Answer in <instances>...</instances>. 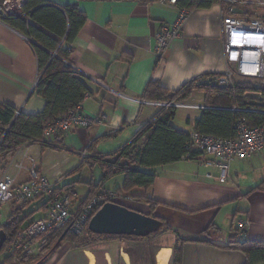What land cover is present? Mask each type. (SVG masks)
Listing matches in <instances>:
<instances>
[{
  "label": "crops",
  "instance_id": "obj_1",
  "mask_svg": "<svg viewBox=\"0 0 264 264\" xmlns=\"http://www.w3.org/2000/svg\"><path fill=\"white\" fill-rule=\"evenodd\" d=\"M59 7L77 4L87 21L73 42L69 63L83 78L91 97L83 102L85 113L107 115L102 123L75 127L52 139L53 147L28 142L15 154L0 158V180L12 177L28 180L32 168L57 180V187L74 182L79 202L97 184L102 171L93 163L82 164V154L117 153L163 107L160 101L144 98L147 84L158 81L169 91L206 75L226 69L220 1L210 7L188 11L181 35L170 41L164 54H155L158 33L171 27L181 8L168 0H47ZM66 46V45H65ZM38 61L30 41L0 20V101L19 112L35 114L46 100L35 92ZM205 95L196 88L187 100H177L172 125L183 132L196 130L202 116ZM98 141V142H95ZM1 143V137H0ZM200 159L146 169L157 177L146 195L157 202L153 216L170 227L147 237L99 235L93 242L64 240L43 264H246L245 252L230 243L264 242V149L257 155L234 160L226 181L220 171ZM208 158V157H207ZM80 170L79 169V166ZM212 175L209 177L208 175ZM123 175L111 178L107 189L122 186ZM45 201H11L0 205V227L20 209L30 215L22 226L47 213ZM123 203L150 214V206L139 199ZM248 221L242 239H237V223ZM211 224L214 228L205 231ZM21 226V227H22ZM182 249L180 260L175 248ZM1 263V262H0ZM264 264V262L258 263Z\"/></svg>",
  "mask_w": 264,
  "mask_h": 264
},
{
  "label": "trees",
  "instance_id": "obj_2",
  "mask_svg": "<svg viewBox=\"0 0 264 264\" xmlns=\"http://www.w3.org/2000/svg\"><path fill=\"white\" fill-rule=\"evenodd\" d=\"M220 0H178L177 4L191 11L194 8L210 7ZM1 20L15 30L22 33L30 41L39 66V78L35 92L46 100L45 108L35 114H25L7 103L0 101V158L13 155L28 142L40 143L43 147H53L52 141L44 138V129L54 123L69 109L83 103L84 96L89 89L83 78L69 64L73 53V42L87 21V16L77 4L57 6L47 0H27L22 14L1 15ZM66 45V46H65ZM53 53L56 56L53 57ZM210 75L203 76L208 77ZM196 79L183 85L175 91H169L158 81H150L144 91V98L152 101L168 102L171 100H187L194 90L198 88L205 95V104L211 106L245 105L247 102L240 97L242 90L225 89L208 83H201ZM175 107H162L152 121L144 125L135 136L112 157L93 153L82 159V164L93 163L101 168L102 175L97 184L90 183L88 194L81 199V209L99 192L109 191L106 183L117 175H123L122 186L116 193L132 199L144 200L153 212L157 206L152 198L146 195H137L136 188L149 189L155 182L157 175L146 169L178 162L186 159H200L201 153L187 149L190 134L178 130L172 125L175 118ZM245 116L252 125L264 124V115L252 112H233L225 109H204L202 116L196 122V130L201 133L214 134L230 138L235 136V123L238 118ZM98 142V141H95ZM79 166L80 167L82 166ZM57 190H75L74 182L57 187ZM41 199V198H37ZM48 207L47 201L42 198ZM123 204L122 202H118ZM127 206V205H126ZM129 207V206H128ZM101 207H96L93 215ZM132 208V207H130ZM134 209V208H132ZM136 210V209H134ZM138 211V210H137ZM141 212V211H140ZM30 215L22 216L20 209L15 210L0 227L7 234V241L0 253L5 252L6 246L16 236L18 230ZM91 217V218H92ZM156 217V216H154ZM163 222L160 230H169L170 227L164 219L156 217ZM70 222L54 229L46 237L43 247L38 255L28 256L22 253L7 255L0 264H43L66 240L79 241L82 245L93 242L94 236L87 227L85 235L77 238L71 231ZM211 224L205 231L214 228ZM153 234V233H152ZM63 236L62 240L60 238ZM125 236V235H123ZM135 237V236H132ZM232 246L242 249L246 256V264L264 262V242L234 241ZM182 249L175 248L177 260L181 258Z\"/></svg>",
  "mask_w": 264,
  "mask_h": 264
},
{
  "label": "built area",
  "instance_id": "obj_3",
  "mask_svg": "<svg viewBox=\"0 0 264 264\" xmlns=\"http://www.w3.org/2000/svg\"><path fill=\"white\" fill-rule=\"evenodd\" d=\"M177 3L178 0H168ZM27 0H0V16L22 14ZM225 6L222 13L223 46L226 69L220 74L200 79L225 89L242 90L240 97L247 104L232 106L197 105L200 109H225L233 112H252L264 115V14L254 15L257 9H264V0H220ZM188 11L182 9L171 27L164 26L158 33L154 51L161 57L169 43L181 35L183 22ZM1 20V17H0ZM39 78V77H38ZM91 97L88 92L84 101ZM82 104L69 109L54 123L44 129V138L52 141L58 133L65 134L75 127H90L102 123L107 115L93 117L84 112ZM163 107H178L177 100L160 103ZM20 113V112H18ZM187 149L201 153L206 157L204 163L219 169L220 181H226L231 163L236 159H245L261 153L264 149V124L252 125L247 117L242 116L235 123V136L230 138L214 134L190 132ZM86 156V153L82 154ZM208 157V158H207ZM186 159V157L184 158ZM212 177V175H208ZM44 198L48 203L45 216L32 220L22 226L16 236L6 246V254L22 253L28 256L38 255L46 237L56 228L70 224L72 233L81 238L85 235L93 211L108 202H122L132 198L120 195L113 190L101 191L81 209L75 208L79 195L75 190H57V180L43 175L32 168L28 180L17 183L10 176L0 180V205L11 201H31ZM248 221L237 223V239H242Z\"/></svg>",
  "mask_w": 264,
  "mask_h": 264
},
{
  "label": "water",
  "instance_id": "obj_4",
  "mask_svg": "<svg viewBox=\"0 0 264 264\" xmlns=\"http://www.w3.org/2000/svg\"><path fill=\"white\" fill-rule=\"evenodd\" d=\"M54 56H56L55 53H53ZM162 225L163 222L160 219L147 213L117 202H108L93 215L89 222V230L98 235L147 237L160 230ZM62 238L63 236L60 240ZM6 241L5 230L0 229V251Z\"/></svg>",
  "mask_w": 264,
  "mask_h": 264
},
{
  "label": "rangeland",
  "instance_id": "obj_5",
  "mask_svg": "<svg viewBox=\"0 0 264 264\" xmlns=\"http://www.w3.org/2000/svg\"><path fill=\"white\" fill-rule=\"evenodd\" d=\"M262 14H264V9H257V10L255 11L254 15H252V16L262 15ZM84 157H86V156H83V155H82V159H83ZM6 256H7L6 252H3V253L1 252V253H0V262H2V260H3ZM10 264H16V263H15V262H11Z\"/></svg>",
  "mask_w": 264,
  "mask_h": 264
}]
</instances>
